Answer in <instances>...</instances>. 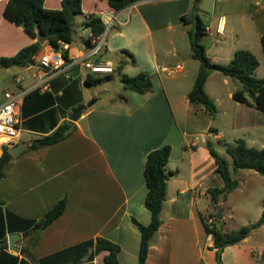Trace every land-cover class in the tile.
Segmentation results:
<instances>
[{
    "label": "crops",
    "instance_id": "obj_1",
    "mask_svg": "<svg viewBox=\"0 0 264 264\" xmlns=\"http://www.w3.org/2000/svg\"><path fill=\"white\" fill-rule=\"evenodd\" d=\"M61 1L46 0L45 7L59 9ZM202 1L144 0L118 12V22L103 35V49L121 56L120 63L115 67L102 52L90 60L112 66V74H91L82 65L80 56L86 52L85 43L91 37L85 27L88 38L81 36L83 45L74 40L69 50L71 56L80 58L64 70L44 76L43 89L37 88L42 77L38 64L6 69L16 72L2 92L0 105L6 90L26 92L17 117L20 141L14 145L26 144V148L17 158L12 157L0 184V225L6 229L7 239L6 247L0 245V264H103L110 252L96 251L101 238L120 247L118 259L122 264H138L141 234L133 220L143 225L151 221L145 207L146 159L151 151L164 145L172 147L168 170L173 175L167 184L162 224L150 243L145 264H217L214 237L205 232L201 217L208 223L211 219L202 215L198 205L200 200L210 198L209 188L224 182L215 159L202 145L209 142L210 133L215 139H220L222 133L214 126L215 117L203 105L188 100L191 89L178 84L180 76H172L170 70L176 64V70L182 73L194 61L192 52L179 60L174 39L189 37L192 29L187 30L186 26L192 23H185L183 16L190 17L195 9L199 14L197 6L201 7ZM6 2L0 0L1 37L4 31L10 32L11 22L3 15ZM106 7V1L94 0L89 9L85 0L82 2L86 15ZM208 10H199L208 14L207 21L199 16L206 25V34L216 38L210 48L202 42L212 63L227 65L239 50L235 45L224 50L226 32L230 30L232 39L236 35L235 28L227 30L230 19L243 29H248L251 21L260 40L264 35V0H211ZM26 35L29 40L20 47L10 40V47L15 45L14 53L6 56L12 57L37 41ZM42 46L44 51L48 48ZM122 50L129 51L136 61L133 64L130 60L133 68L129 76L148 73L151 91L139 94L124 90L116 71L125 64L122 57H128ZM170 56L177 59L175 63L168 61ZM116 73L120 76L118 84L114 88L103 86L116 83ZM216 73L209 76L206 92L210 79L217 85L229 83ZM88 78L107 80L88 84ZM98 86H103L104 92H112L106 97L90 95ZM232 95L230 92L229 97ZM80 108L84 110L78 121H70ZM253 111L264 125L263 113ZM65 122H72L75 129L64 140L38 150L29 149L34 140L52 134ZM198 136L203 138L202 143L195 139ZM4 146L7 145L0 144V157ZM63 199L64 213L44 229L35 230L33 222L41 220ZM228 214H223L222 220L230 218ZM11 234L20 236L15 245L19 251L9 248ZM222 262L264 264V223L241 243L226 247Z\"/></svg>",
    "mask_w": 264,
    "mask_h": 264
},
{
    "label": "trees",
    "instance_id": "obj_2",
    "mask_svg": "<svg viewBox=\"0 0 264 264\" xmlns=\"http://www.w3.org/2000/svg\"><path fill=\"white\" fill-rule=\"evenodd\" d=\"M106 1V8L96 9L116 14L126 8L144 1V0H99ZM46 0H7L3 15L11 23L22 27L26 34L32 39L42 38L44 44L59 50L60 43L74 42V19L76 16L84 15L86 22L84 27L89 29L92 37H99L106 32V26L95 14H84L82 8L83 0H62L59 9H50L45 7ZM185 23H192L194 28L189 32L192 57L199 61L200 69L192 90L188 94V100L201 104L212 115L218 112L214 100L205 90L206 82L214 71L221 72L224 76L238 80L242 84V89L233 93L234 101L246 104L261 111L264 115V78L255 77V71L260 66L257 57L246 49L237 50L233 59L227 65L212 63L207 57L206 47L202 40L206 34V25L200 18L196 9L193 11V18L183 16ZM261 45L264 52V35L261 37ZM88 49L91 47L90 39L85 43ZM43 46L37 41L21 49L12 57H0V69H9L13 67L24 68L37 64L38 57L43 53ZM103 51V48H102ZM101 51V52H102ZM122 54L127 55L133 64H136L134 56L127 50H122ZM63 57L69 61L68 52L63 53ZM123 64L116 71L121 75V82L124 90H131L139 94H145L152 89L150 75L146 72H139L136 76L130 77L122 75ZM107 79L88 78V84H97ZM72 122H65L60 125L52 134L33 141L30 150H38L43 147L51 146L64 140L72 130ZM209 151L215 159L217 171L223 178V186H213L208 189V196L211 204L217 209L227 199L228 195L239 187V182L232 178L229 164L221 158L216 151L209 146ZM227 154L232 158L233 171L236 173L241 169L252 170L264 175V147L256 148L248 145L244 139H238L235 145H227ZM172 153L170 145H164L151 151L146 159L144 178L147 187L145 198V207L151 214V221L148 225H143L133 220L141 234V244L138 255V264H145L148 257L150 243L161 227V214L164 203L167 199V184L173 175L168 170V163ZM12 156L7 146L3 147V153L0 157V184L5 177V169ZM3 201L0 199V207ZM66 209V200L58 202L41 220L33 222L34 229L40 231L60 217ZM211 222L208 223L201 217L204 230L207 234L214 237V249H216L217 264H223L222 252L226 247L237 245L246 239L249 234L264 223V211L261 218L252 227H243L238 231L224 232L216 225L215 214H211ZM15 231V230H14ZM12 231V232H14ZM35 242V240H34ZM6 229L0 225V245L6 247ZM108 250L110 254L105 258L103 264H122L118 255L120 247L106 239H98L96 251Z\"/></svg>",
    "mask_w": 264,
    "mask_h": 264
},
{
    "label": "rangeland",
    "instance_id": "obj_3",
    "mask_svg": "<svg viewBox=\"0 0 264 264\" xmlns=\"http://www.w3.org/2000/svg\"><path fill=\"white\" fill-rule=\"evenodd\" d=\"M197 5V4H196ZM211 0H203L202 6L198 7V12L200 16L205 19V16H208L207 13L199 11L200 8L204 9L208 12L210 9ZM94 6V0H85V7L91 8ZM193 11L189 14L190 17L193 18ZM86 17L84 16H76L74 19V40L77 45H83V39L81 36L83 35L85 39L88 38L89 32L84 31V22H86ZM207 21V20H206ZM249 21V20H248ZM10 24V32L4 31L2 36H0V57H10L6 55H11L14 53V44L10 47V40H15L18 42V46L24 45L29 40V37L25 34L24 29L22 27H18L12 23ZM250 25L248 29L241 28L238 22H234V19H230L228 22V29L235 28L236 35H234L233 39L231 34H229L230 30L226 32V39H223L224 50L226 51L232 45H235L237 49H246L250 50L260 62V66L255 71V77L258 79L264 78V52L261 45V40L258 34H256L255 29L252 26V22L249 21ZM232 27V28H231ZM193 24L187 25L186 29H193ZM1 34V33H0ZM178 36V35H177ZM6 38H8L6 40ZM216 40L215 37H209L205 35L203 37L202 42L208 47H211V43ZM233 40V41H232ZM233 42V43H232ZM175 47L179 49V60H182L186 53H191V46L189 37L186 36L184 40L180 38L174 39ZM173 47V46H172ZM160 52V50H158ZM11 53V54H10ZM105 59H109L112 61L113 65L116 67L120 62L121 56L116 54H109L103 49L101 53ZM163 56L160 55V61H163ZM122 60L125 61V68L122 75L129 76V71L133 68L130 63V58L123 56ZM176 58L170 56L168 60L170 63H175ZM128 61V62H127ZM127 62V63H126ZM176 64H173L170 70L172 71V76H180L178 80V84L184 85L185 90H192L195 80L198 76L200 63L195 60L192 61L190 66H186L182 73L178 72L175 68ZM16 70L7 71L6 69H2L0 71V102L2 100V92L6 87L10 85L12 80L14 79V74ZM215 72V71H214ZM217 77L221 80L228 79V84H220L217 85L214 83V79H210L207 83L206 89L207 92L213 97L215 104L217 105L218 112L214 116V126L220 129L221 137L220 139H215L213 134L210 133L209 142L202 143V139L200 136L195 139L199 140L203 146L208 148L209 146L213 148L214 151L218 153V155L223 158L228 164L229 169L233 179L238 180L239 187L233 190L229 195L228 199L222 203L221 206V218H217L218 208L211 204L210 199H202L199 202L198 209L202 212V215L215 214V223L218 228L222 229L224 232H232L238 231L243 227H252L257 221L261 218L264 211V175H261L252 170L241 169L238 172L233 171V161L232 158L227 154L226 147L227 145H235L238 139H244L247 141L248 145L251 147L262 148L264 144V125L258 121V116L254 114L255 108L246 104L237 103L229 97L230 92H235L239 88L242 87V84L233 78L224 76L221 72L217 71ZM185 77H182V76ZM114 80L116 83H105L103 86H110V88H114L116 84H118L120 76L116 73L114 76ZM98 86L96 89H93L89 92L90 95L95 94L99 97H106L110 95V92L103 90L104 87ZM190 90V91H191ZM211 97V98H212ZM95 99V96L91 98V103ZM254 108V109H253ZM260 114V113H258ZM261 115V114H260ZM263 118V117H262ZM258 125L254 126L255 123ZM222 185H213V186H223ZM207 210H209L207 212ZM208 213V214H207ZM229 213V214H228ZM223 214H228L230 218L222 220Z\"/></svg>",
    "mask_w": 264,
    "mask_h": 264
},
{
    "label": "built area",
    "instance_id": "obj_4",
    "mask_svg": "<svg viewBox=\"0 0 264 264\" xmlns=\"http://www.w3.org/2000/svg\"><path fill=\"white\" fill-rule=\"evenodd\" d=\"M98 17L102 20L106 26V31L110 30L112 26L118 22L117 13H108L105 11H98L96 13ZM208 32L211 30L207 29ZM222 32V27L219 22L217 27V33ZM104 35V34H103ZM103 35L99 37H90L91 47L83 52L80 57H82L81 63L86 68L89 69L91 74L95 75H105L114 73L112 66L103 64H94L90 60L97 57L104 46ZM61 48L57 51L48 46V48L43 51V53L38 57L37 64L41 68L42 77L39 79V84L37 88H44L45 81L44 76H49L50 74L64 70L66 67L70 66L74 61H77L80 57L75 55L71 56L69 50L71 44L66 42L60 43ZM68 52L69 61L63 57V53ZM18 83L21 79L16 80ZM26 92L14 93L11 90H6L4 92V102L0 105V144L7 146H14L20 141V130L18 128V113L22 105V101Z\"/></svg>",
    "mask_w": 264,
    "mask_h": 264
},
{
    "label": "water",
    "instance_id": "obj_5",
    "mask_svg": "<svg viewBox=\"0 0 264 264\" xmlns=\"http://www.w3.org/2000/svg\"><path fill=\"white\" fill-rule=\"evenodd\" d=\"M37 42L40 43L41 45L44 44V41L42 40V38L40 36L37 37ZM90 106V104H89ZM83 108L78 109L77 111H75L69 118L70 121L72 122H76L78 121V119L80 118V116L83 114ZM26 148V144H19L17 146H14L12 148L9 149V153L12 157L17 158L22 152L23 150ZM217 218H221V208H218V214H217ZM20 240V236L18 234H11L8 237V245L9 248L11 250L14 251H19V249L15 246L17 241Z\"/></svg>",
    "mask_w": 264,
    "mask_h": 264
}]
</instances>
